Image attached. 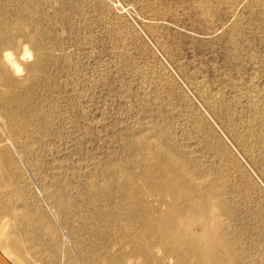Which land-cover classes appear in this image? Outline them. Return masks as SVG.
Returning a JSON list of instances; mask_svg holds the SVG:
<instances>
[{"label": "rangeland", "instance_id": "1", "mask_svg": "<svg viewBox=\"0 0 264 264\" xmlns=\"http://www.w3.org/2000/svg\"><path fill=\"white\" fill-rule=\"evenodd\" d=\"M0 31V54L22 67L13 73L21 107L0 86V116H25L29 159L14 141L6 146L22 175L21 213L32 218L22 229L40 253L53 264L106 261L100 241L79 227V208L91 206L90 186L105 176L137 173L136 156L157 140V149L183 154L206 185L220 180L245 239L243 261L261 264L264 177L212 105L248 128L264 165V0H0ZM207 139L225 141L243 164L259 188L251 199Z\"/></svg>", "mask_w": 264, "mask_h": 264}, {"label": "bare ground", "instance_id": "2", "mask_svg": "<svg viewBox=\"0 0 264 264\" xmlns=\"http://www.w3.org/2000/svg\"><path fill=\"white\" fill-rule=\"evenodd\" d=\"M23 53L30 54L26 48ZM21 70V64L9 51L0 54V86L4 87L1 95L7 102L19 103L18 108L22 97L13 73ZM212 108L228 137L242 147L252 163L258 164L264 177V165L249 138L248 128L239 129L219 106L212 105ZM12 112L0 116V253L12 264H53L50 257L38 251L37 240L22 229L23 222H30L32 218L26 215L28 219L24 218L21 213L20 207H25L26 201L19 184L22 175L6 143L14 141L17 152L27 161L28 135L24 114ZM210 140L206 144L220 160L228 179L243 191L245 198L251 199L259 188L243 164L232 155L225 141L217 146ZM158 143L157 140L148 143L136 156L137 173L119 168L116 174L105 176L100 184L90 186L91 206H81L78 216L82 231L101 243L106 261L97 264H246L243 261L246 256L240 253L245 239L238 235L237 214L224 197L220 180L212 179L206 185L202 180L204 175H196L186 165L183 154L176 155L165 147L157 149ZM153 195L157 204L150 206L148 196ZM112 213H121L123 217L118 219ZM123 218L127 223L122 222ZM90 257L85 258L87 264H92Z\"/></svg>", "mask_w": 264, "mask_h": 264}, {"label": "water", "instance_id": "3", "mask_svg": "<svg viewBox=\"0 0 264 264\" xmlns=\"http://www.w3.org/2000/svg\"><path fill=\"white\" fill-rule=\"evenodd\" d=\"M0 264H12L10 261H8L2 253H0Z\"/></svg>", "mask_w": 264, "mask_h": 264}]
</instances>
